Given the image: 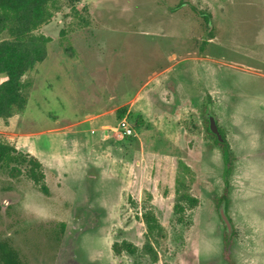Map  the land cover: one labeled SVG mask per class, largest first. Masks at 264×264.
Segmentation results:
<instances>
[{
	"label": "rangeland",
	"instance_id": "obj_1",
	"mask_svg": "<svg viewBox=\"0 0 264 264\" xmlns=\"http://www.w3.org/2000/svg\"><path fill=\"white\" fill-rule=\"evenodd\" d=\"M37 33L48 57L0 140L39 159L50 195L0 168V241L25 264H155L140 252L152 210L156 264H264V0H59ZM209 114L236 159L229 245Z\"/></svg>",
	"mask_w": 264,
	"mask_h": 264
},
{
	"label": "trees",
	"instance_id": "obj_2",
	"mask_svg": "<svg viewBox=\"0 0 264 264\" xmlns=\"http://www.w3.org/2000/svg\"><path fill=\"white\" fill-rule=\"evenodd\" d=\"M192 10L203 18H211L199 11L195 6ZM59 9V0H0V37L7 35L8 39L0 41V119L8 122L15 115L22 113L29 102L30 85L23 78L37 64L43 63L48 57V46L51 38L37 33L47 25ZM212 35V34H210ZM209 122V121H208ZM208 132L211 133L209 127ZM218 143L224 153L226 163L225 190L221 205L228 203L230 189L229 177L234 169L235 157L228 144ZM0 168L13 179L26 177L41 193L50 195L46 184L44 166L35 156L19 151L14 145L0 140ZM224 201V202H223ZM146 224V241L140 252L153 263H158L159 253L154 246V239L164 237V228L152 210L143 214ZM65 226L61 225V231ZM234 234H226V244L232 241ZM231 243V242H230ZM117 255L127 253L136 255L139 248L131 243L123 242L113 245ZM229 264H234L227 256ZM0 264H25L20 252L10 239L0 241Z\"/></svg>",
	"mask_w": 264,
	"mask_h": 264
},
{
	"label": "water",
	"instance_id": "obj_3",
	"mask_svg": "<svg viewBox=\"0 0 264 264\" xmlns=\"http://www.w3.org/2000/svg\"><path fill=\"white\" fill-rule=\"evenodd\" d=\"M208 121H209V129H210L211 133H213L217 137L218 141L221 144H224L226 142V140L220 132V129L218 127V124H217L215 117L212 116L211 114H209ZM219 212H220V217L226 226V230L228 232V235L230 236L233 232V226H232V224H231V222L227 216V213L225 210V202L221 205Z\"/></svg>",
	"mask_w": 264,
	"mask_h": 264
},
{
	"label": "built area",
	"instance_id": "obj_4",
	"mask_svg": "<svg viewBox=\"0 0 264 264\" xmlns=\"http://www.w3.org/2000/svg\"><path fill=\"white\" fill-rule=\"evenodd\" d=\"M120 129L122 130V134L126 137H131L135 133L133 125H131L126 118L121 120Z\"/></svg>",
	"mask_w": 264,
	"mask_h": 264
}]
</instances>
